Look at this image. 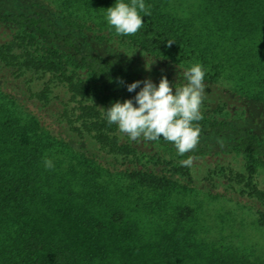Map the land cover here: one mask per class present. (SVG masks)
I'll list each match as a JSON object with an SVG mask.
<instances>
[{
  "label": "trees",
  "instance_id": "1",
  "mask_svg": "<svg viewBox=\"0 0 264 264\" xmlns=\"http://www.w3.org/2000/svg\"><path fill=\"white\" fill-rule=\"evenodd\" d=\"M12 2L0 11V71L11 80L1 85L24 86L30 96L0 100V264H264L208 236L192 208L170 201L175 176L189 178L187 167L156 156L151 168L116 171L83 149L91 140L139 160L134 146L119 142L103 109L135 97L140 88L129 92L127 85L145 80L147 63L170 68L174 77L160 76L174 90L186 83L183 71L199 62L206 84L264 106V0H144L151 15L140 13L143 27L119 36L131 52H118L104 34L115 32L105 17L117 0ZM112 49L133 60L118 69L105 57ZM54 89L69 96L55 113L47 107ZM211 103L204 95L199 142L221 140L244 157L245 193L264 229V188L250 178L264 174V131ZM155 142L175 148L163 138ZM45 155L54 168H45Z\"/></svg>",
  "mask_w": 264,
  "mask_h": 264
},
{
  "label": "rangeland",
  "instance_id": "2",
  "mask_svg": "<svg viewBox=\"0 0 264 264\" xmlns=\"http://www.w3.org/2000/svg\"><path fill=\"white\" fill-rule=\"evenodd\" d=\"M20 1L25 2L26 5L35 4L37 6L38 4L45 5L50 0ZM11 4H13L12 0H0V11H5ZM104 34L115 50L119 46L118 52H123L124 50L131 52L120 41L119 36L115 32H110L111 35ZM114 49L108 50L105 57L110 62L112 61L113 66L121 70L123 69L121 64L124 63V60L126 65V62L129 59L133 60V58L131 55L126 56L123 53L120 55L114 52ZM135 56L138 59L139 55L135 54ZM130 65L138 74L143 73L144 68L138 70L132 64ZM165 71L171 77L175 76L170 68L165 64H161V67L151 68L145 75V79L150 78L158 85L161 79L160 73ZM5 79L11 81L8 73L0 71V100L14 96L21 102V100L30 96L24 86L15 90L10 86L13 83L7 86L1 85ZM204 84V95L212 101V108L219 104L224 109V112L228 113L229 111L231 114L235 112L236 116L245 119L247 124L255 125L264 131V106H255L249 102L246 103L239 100L234 93L225 92L222 84H206L205 82ZM39 90L40 86L33 88V91L38 92ZM48 98L50 103L47 107L55 113L56 109L69 99V96L62 93V91L54 89L52 93L48 94ZM73 105L74 103H70V106ZM28 107L35 114L39 112L35 106L29 105ZM40 112L46 114L45 109ZM67 129L70 130L68 126ZM68 133L73 135L75 139L82 141L75 130L72 129ZM117 136L120 143H128L136 148L139 160L132 155L110 154L100 149L91 140H88L89 142L83 145V149L86 152H91L97 158L100 157L116 171L124 170L125 168H140L142 165L151 168L155 163V158L153 157L156 156H160L161 160H170L173 165L181 166V160L192 156V165L184 166L188 168L189 178L182 174L175 176L177 181L170 190V201L180 207L192 208L196 223L207 230L208 236L220 240L223 239L225 243L238 245V247L264 258V229L256 223L255 212L251 208L253 203L245 193L247 192L246 182L249 174L244 169L246 160L244 161L242 155L231 151L228 144L221 140H202L195 150L180 156L177 154L176 148L159 145L155 141L143 139L130 141L126 135L121 133H117ZM73 149L75 152L80 151L75 149V147ZM156 167L160 169L164 166L156 165ZM236 172H240L241 176L236 175ZM250 178L258 187L264 188V174L258 172L251 175Z\"/></svg>",
  "mask_w": 264,
  "mask_h": 264
},
{
  "label": "clouds",
  "instance_id": "3",
  "mask_svg": "<svg viewBox=\"0 0 264 264\" xmlns=\"http://www.w3.org/2000/svg\"><path fill=\"white\" fill-rule=\"evenodd\" d=\"M140 13L151 15L150 6H146L144 0H130L129 3L117 0L114 6L107 9L105 19L117 36L134 35L144 24ZM151 64H146V70H151ZM205 75L203 65L197 62L183 71L186 83L174 90L166 76L161 77L158 85L150 78L128 84L129 92L137 88L140 90L134 98L123 102L118 100L103 109L105 119L109 125H116L130 141H158L163 138L174 143L177 154L184 156L199 144L202 130L197 122L204 118L201 108ZM141 84L143 87H140ZM43 163L46 169L54 168L52 159L47 155ZM192 163V156L180 161L181 166H191Z\"/></svg>",
  "mask_w": 264,
  "mask_h": 264
}]
</instances>
